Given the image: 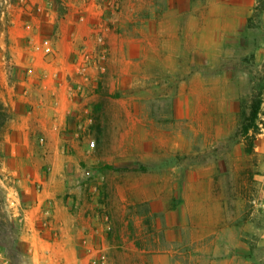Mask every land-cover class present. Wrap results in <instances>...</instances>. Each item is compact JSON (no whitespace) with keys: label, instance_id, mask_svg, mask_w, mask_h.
I'll list each match as a JSON object with an SVG mask.
<instances>
[{"label":"rangeland","instance_id":"1","mask_svg":"<svg viewBox=\"0 0 264 264\" xmlns=\"http://www.w3.org/2000/svg\"><path fill=\"white\" fill-rule=\"evenodd\" d=\"M1 106L0 264H264V0H0Z\"/></svg>","mask_w":264,"mask_h":264},{"label":"trees","instance_id":"2","mask_svg":"<svg viewBox=\"0 0 264 264\" xmlns=\"http://www.w3.org/2000/svg\"><path fill=\"white\" fill-rule=\"evenodd\" d=\"M261 109V102H257L255 105L252 106L251 114L248 117H245L241 126L240 132L243 136L248 137L252 140L253 136L250 134V131L253 129H258V126L255 125L256 120L258 119V115ZM4 107H0V116L3 117L4 123H6L9 119L8 114L4 113ZM3 123V124H4ZM2 228H9L12 232H16L17 234L21 233L18 225L8 216L6 212L3 211L2 206L0 205V230ZM11 246L6 245L5 249L9 250Z\"/></svg>","mask_w":264,"mask_h":264},{"label":"crops","instance_id":"3","mask_svg":"<svg viewBox=\"0 0 264 264\" xmlns=\"http://www.w3.org/2000/svg\"><path fill=\"white\" fill-rule=\"evenodd\" d=\"M29 239H30V241H29L30 244H31V245H34V244H36V243L39 242L40 237L37 236V235H32V236L29 237Z\"/></svg>","mask_w":264,"mask_h":264}]
</instances>
